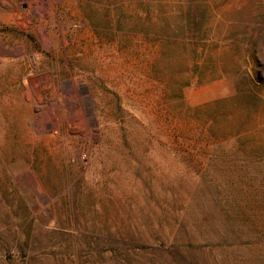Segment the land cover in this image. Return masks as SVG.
<instances>
[{
    "label": "rangeland",
    "instance_id": "1",
    "mask_svg": "<svg viewBox=\"0 0 264 264\" xmlns=\"http://www.w3.org/2000/svg\"><path fill=\"white\" fill-rule=\"evenodd\" d=\"M0 264H264V0H0Z\"/></svg>",
    "mask_w": 264,
    "mask_h": 264
},
{
    "label": "trees",
    "instance_id": "2",
    "mask_svg": "<svg viewBox=\"0 0 264 264\" xmlns=\"http://www.w3.org/2000/svg\"><path fill=\"white\" fill-rule=\"evenodd\" d=\"M216 239L222 241L223 243H236L243 236L242 233H234V232H218L216 231Z\"/></svg>",
    "mask_w": 264,
    "mask_h": 264
},
{
    "label": "water",
    "instance_id": "3",
    "mask_svg": "<svg viewBox=\"0 0 264 264\" xmlns=\"http://www.w3.org/2000/svg\"><path fill=\"white\" fill-rule=\"evenodd\" d=\"M23 7H25V6H23Z\"/></svg>",
    "mask_w": 264,
    "mask_h": 264
}]
</instances>
